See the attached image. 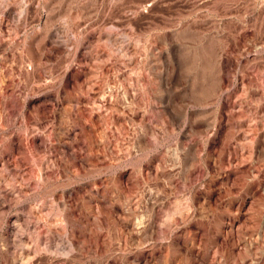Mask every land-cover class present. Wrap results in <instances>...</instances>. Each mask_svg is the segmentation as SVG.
Here are the masks:
<instances>
[{
  "label": "rangeland",
  "instance_id": "1",
  "mask_svg": "<svg viewBox=\"0 0 264 264\" xmlns=\"http://www.w3.org/2000/svg\"><path fill=\"white\" fill-rule=\"evenodd\" d=\"M0 264H264V0H0Z\"/></svg>",
  "mask_w": 264,
  "mask_h": 264
}]
</instances>
